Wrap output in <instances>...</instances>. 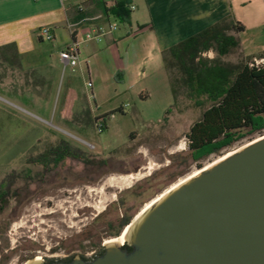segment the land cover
Returning a JSON list of instances; mask_svg holds the SVG:
<instances>
[{
	"label": "rangeland",
	"instance_id": "obj_1",
	"mask_svg": "<svg viewBox=\"0 0 264 264\" xmlns=\"http://www.w3.org/2000/svg\"><path fill=\"white\" fill-rule=\"evenodd\" d=\"M131 13L135 16L136 11ZM109 23L115 24L114 30L118 32L121 22L111 17ZM245 25L248 28L243 32H230L239 40L236 49L222 56L211 50L203 56L237 62L251 55V61L263 63L258 55L264 52V22ZM43 43L47 48L51 45L47 39ZM7 52L0 54V74L11 76L21 90L24 83L37 84L35 74L34 79L30 78L19 68L20 57L14 61ZM74 70L80 83L87 80L77 66ZM64 74L62 66L48 71L44 87L48 94L40 95L37 106L0 90V185L4 186L0 190L7 191L0 200V264H27L35 259L63 258L67 253L97 250L98 246L85 248L89 247L83 238L85 232H102L106 244L126 226L118 236H110L104 225L107 221L125 214L133 220L146 204L197 172V164L205 167L260 136L247 134L218 153L190 163L185 134L201 111L182 96L178 107L166 116L155 98L124 100V112L115 111L106 120V129L98 131L91 120L85 131H80L60 120L75 114L81 106L65 94ZM84 93L88 99L84 105L102 113L89 90ZM34 126L36 131L32 130ZM58 138L91 154L93 160L106 163L86 165L67 158L56 167L43 169L33 160ZM185 158L190 161L187 165L183 163ZM24 178H32L31 194L28 197L21 191L17 197L14 192L23 185Z\"/></svg>",
	"mask_w": 264,
	"mask_h": 264
},
{
	"label": "crops",
	"instance_id": "obj_2",
	"mask_svg": "<svg viewBox=\"0 0 264 264\" xmlns=\"http://www.w3.org/2000/svg\"><path fill=\"white\" fill-rule=\"evenodd\" d=\"M131 3L135 5V16L131 13L130 23H121L116 32L115 24L110 28L109 23L114 17L106 14L101 0H0V46L14 43L21 71L34 72L39 80L37 84L24 83L21 90L11 76L0 74V90L37 106L40 95L48 94V88L44 89L48 71L62 66L65 94L81 104L75 114L60 118L66 126L85 131L92 121L95 126L96 118H104L106 129V120L115 111L124 112V100L134 102L135 97L143 101L155 98L165 116L172 103L162 58L165 49L226 16L244 25L264 22V0ZM41 26H48L53 34L48 48L38 33ZM72 45L76 48L78 71L87 77L81 83L74 68L64 66L59 58V52ZM87 89L102 113L84 105Z\"/></svg>",
	"mask_w": 264,
	"mask_h": 264
},
{
	"label": "water",
	"instance_id": "obj_3",
	"mask_svg": "<svg viewBox=\"0 0 264 264\" xmlns=\"http://www.w3.org/2000/svg\"><path fill=\"white\" fill-rule=\"evenodd\" d=\"M198 169L125 226L129 250L27 264H264V134Z\"/></svg>",
	"mask_w": 264,
	"mask_h": 264
},
{
	"label": "trees",
	"instance_id": "obj_4",
	"mask_svg": "<svg viewBox=\"0 0 264 264\" xmlns=\"http://www.w3.org/2000/svg\"><path fill=\"white\" fill-rule=\"evenodd\" d=\"M131 1L102 3L107 15L121 23H130L131 10L128 5ZM245 28L232 16H226L162 52L172 95V103L165 116L178 107L180 96L201 111L200 117L185 134L190 163L218 153L247 134H264V62L251 61L254 58L251 55L237 62H225L218 56H203L204 52L211 50L219 56L230 53L240 45L238 38L230 32L239 33ZM4 48L9 49L6 52L14 61L18 60L14 43L0 46V54H6ZM258 58L264 59V52ZM26 73L30 77L34 74ZM98 120L102 121L104 128V118H96ZM36 129V126L32 128L34 131ZM92 157L67 140L58 138L33 161L43 169L56 167L67 158L77 159L86 165L106 163V160L95 161ZM188 159L185 158L184 165L189 164ZM129 221L130 216L125 214L104 225L108 235L118 236Z\"/></svg>",
	"mask_w": 264,
	"mask_h": 264
},
{
	"label": "flooded vegetation",
	"instance_id": "obj_5",
	"mask_svg": "<svg viewBox=\"0 0 264 264\" xmlns=\"http://www.w3.org/2000/svg\"><path fill=\"white\" fill-rule=\"evenodd\" d=\"M1 187H4L3 185H0ZM32 189V178H24V183L23 185L18 188V190H16V192H14V195H16L17 197L20 195L21 191L24 192L25 196H30V192ZM7 191L6 190H0V200L2 201L3 196L2 195H6ZM102 232H98L95 233L94 230H89L87 232H85L83 234V238L86 239L88 241V245L89 247H85V248H91L92 246H98L97 250H92L90 252L86 251L84 253L79 252L78 254H71V253H67L63 256V258H45L42 261L44 263H49L51 261L54 260H62V261H66V260H70L72 258H74L75 256L81 257L84 260H91L94 257H96L97 255L101 254L104 251V246H105V240H103L104 238L102 237ZM107 233V232H106ZM111 236V235H110ZM117 237L112 238L110 241L116 240ZM103 240V241H102ZM122 244V247L127 248L128 250L130 249V246L127 245V243L123 240L122 242H120ZM78 245V244H77ZM53 257V256H52ZM36 258H40L41 256H36Z\"/></svg>",
	"mask_w": 264,
	"mask_h": 264
},
{
	"label": "built area",
	"instance_id": "obj_6",
	"mask_svg": "<svg viewBox=\"0 0 264 264\" xmlns=\"http://www.w3.org/2000/svg\"><path fill=\"white\" fill-rule=\"evenodd\" d=\"M105 4H112L114 0H101ZM79 10L82 9V5L77 6ZM128 8L132 11L135 8V5L132 4L131 2L128 5ZM114 25H110V28H114ZM38 33L40 36H43L47 40H52L53 39V34L51 32V29L48 26H41L38 30ZM59 58L61 62L63 63L64 66L69 65L71 67H75L78 63V57L76 54V48L75 46H69L68 48L62 50L59 52ZM90 85V83H88ZM96 128L98 131H102L103 128V123L101 120H98L95 124ZM90 145V143H86ZM93 147V145H91Z\"/></svg>",
	"mask_w": 264,
	"mask_h": 264
},
{
	"label": "bare ground",
	"instance_id": "obj_7",
	"mask_svg": "<svg viewBox=\"0 0 264 264\" xmlns=\"http://www.w3.org/2000/svg\"><path fill=\"white\" fill-rule=\"evenodd\" d=\"M232 153V152H231ZM231 153H227V154H225V155H223L222 157H219L218 159H216L215 161H213V162H216L217 160H219V159H221V158H223V157H225V156H227V155H229V154H231ZM212 162V163H213ZM212 163H209L208 165H206L205 167H202V168H206L207 166H209L210 164H212ZM198 171H199V169H198ZM197 171V172H198ZM197 172H195V173H193L192 175H194V174H196ZM192 175H190V176H192ZM130 178H134V176L133 175H128ZM190 176H187L186 178H184V179H182V180H180V181H178V182H176L175 184H173L171 187H169L164 193H162L160 196H158L157 198H155L154 200H152L151 202H149L148 204H146V206L145 207H143V209L141 210V212L139 213V214H141L145 209H147L149 206H151V204H153L156 200H158V198H160L163 194H165L166 192H168L169 190H171L172 188H174L175 186H177L178 184H180L181 182H183L184 180H186L187 178H189ZM139 214L135 217V218H137L138 216H139ZM127 229H128V227H125V229L123 230V232L116 238V240H113L112 242H117L118 244H121L120 242H122L124 239H125V236H126V232H127ZM114 238V237H113ZM37 260V259H36Z\"/></svg>",
	"mask_w": 264,
	"mask_h": 264
}]
</instances>
